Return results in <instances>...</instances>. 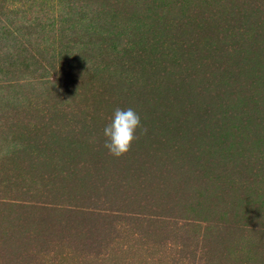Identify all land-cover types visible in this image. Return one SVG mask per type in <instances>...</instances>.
Wrapping results in <instances>:
<instances>
[{
    "label": "rangeland",
    "instance_id": "1",
    "mask_svg": "<svg viewBox=\"0 0 264 264\" xmlns=\"http://www.w3.org/2000/svg\"><path fill=\"white\" fill-rule=\"evenodd\" d=\"M0 264H264V0H0Z\"/></svg>",
    "mask_w": 264,
    "mask_h": 264
},
{
    "label": "clouds",
    "instance_id": "2",
    "mask_svg": "<svg viewBox=\"0 0 264 264\" xmlns=\"http://www.w3.org/2000/svg\"><path fill=\"white\" fill-rule=\"evenodd\" d=\"M146 131L141 123V117L136 110L129 107L114 109L110 123L103 129L105 137L104 147L114 157L127 154L138 139L137 131Z\"/></svg>",
    "mask_w": 264,
    "mask_h": 264
}]
</instances>
